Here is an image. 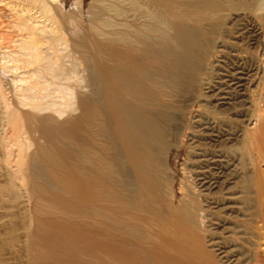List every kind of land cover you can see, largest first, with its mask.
Returning <instances> with one entry per match:
<instances>
[{"label":"bare ground","instance_id":"6f19581e","mask_svg":"<svg viewBox=\"0 0 264 264\" xmlns=\"http://www.w3.org/2000/svg\"><path fill=\"white\" fill-rule=\"evenodd\" d=\"M1 17L0 264H201L194 0H0Z\"/></svg>","mask_w":264,"mask_h":264},{"label":"rangeland","instance_id":"374dc122","mask_svg":"<svg viewBox=\"0 0 264 264\" xmlns=\"http://www.w3.org/2000/svg\"><path fill=\"white\" fill-rule=\"evenodd\" d=\"M2 22L6 24L7 20L3 17L0 18V38L3 37V35L5 34L4 31L6 30V27H4L5 24ZM2 44L4 45L3 42ZM189 94H193V93H189ZM187 96L183 100V104H182V106L184 107L182 110L187 108L186 109L187 111L185 110L187 115L184 113L183 118L184 117H186L187 119L189 118V121H187L188 122L187 126L189 130L187 129V127L186 128L183 127L185 134L183 137L184 145H182V147L185 151L184 161L186 168H185V177L182 180L183 181L182 183L185 187L189 186V188L191 189L193 188V192L196 193L197 196H199L198 124H197V99H196L197 94H196V98L194 94L192 96L190 95L188 97Z\"/></svg>","mask_w":264,"mask_h":264}]
</instances>
